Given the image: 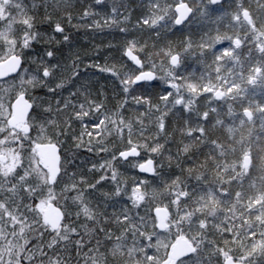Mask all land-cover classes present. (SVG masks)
<instances>
[{
	"label": "trees",
	"instance_id": "1",
	"mask_svg": "<svg viewBox=\"0 0 264 264\" xmlns=\"http://www.w3.org/2000/svg\"><path fill=\"white\" fill-rule=\"evenodd\" d=\"M184 2L191 5L193 16L187 24L173 30L176 0H102L101 3H97L96 0H9L4 15L0 18V47L8 48L13 43L16 44L13 49H19L21 42L28 43L29 30L40 33L39 42L34 45L35 52H27L25 55H37L46 61L47 57L43 56V53L52 49L57 55L49 63L60 65L54 75L57 78L63 76L70 89L79 85L81 88L91 89L93 94L103 85L108 92L111 108L115 103L112 93L117 90V86L94 67H86L88 64L94 61L103 63L105 56L108 57L109 63L115 60L117 64H123L124 58L120 56L119 51L132 39L151 60L158 65L161 62L167 64V56L161 49L170 47L173 53L180 52L183 49V42L190 38L192 46L181 56L180 73L189 77L197 89L210 82H215V86H218L219 81L225 80L226 83L236 85L240 89L239 96L217 101L210 98L211 94L201 95L197 91L189 97L188 93H185L187 96L180 98L184 99L181 107L170 112L169 117L165 118L170 119L171 123L165 134L160 135L159 141L156 139L155 125L158 123L157 117L166 111L163 102L153 95L152 103L160 105V113H157L154 110L148 111L143 104L136 105L130 100L124 112L125 122L121 124L117 120L115 126L110 123L113 132L110 135L104 132L100 140L108 146L109 154L113 149L119 151L125 147V144L117 138L121 128L124 129L125 137L130 135L136 143H147L149 147L157 142L164 143L165 147L156 159L157 163H163V173L166 178L172 173L180 175L187 185L200 191L204 185L195 177L201 175L209 185L229 193L227 196L221 195L219 191L216 193L220 203L216 205L215 222L220 223L225 215L223 210L232 208L234 201L231 194L236 191L243 193V200L253 198L250 201L253 208L262 206L254 202L255 199H259L257 193L261 188L260 183L257 181L255 187L251 186V182L258 176V171L254 170L250 175L244 176L242 182L240 176H236L235 173L240 171V166L248 157L249 151L253 158L258 151H264L262 147L264 87L251 88L248 82L256 64L261 65V61L264 67V55L257 56L252 37L247 31L248 24L243 21L240 27L235 23V17L239 15L241 9L249 11L257 30L264 33V0H224L218 6H213L210 0H194V3L191 0H184ZM157 4L159 8L156 7ZM89 5L91 6L89 11L95 14L88 16L87 19H81L85 8ZM113 9L116 10L115 19L120 23L119 25L113 23L110 28L105 27L104 18L112 16ZM141 18H151L150 23L155 21L158 26L151 27L144 24ZM94 21H99L101 28L98 29ZM57 23L63 26V35L53 33V26ZM156 33H159V36ZM52 35H55V40L50 39ZM64 35L69 37L68 43L64 42ZM228 38L231 40L239 38L243 44L240 58L235 63L231 62L228 56L223 55V49L225 47L229 49L225 42ZM57 41H59L58 46ZM109 44L115 47L110 48ZM198 45L202 47H197ZM97 52L100 54L97 55ZM73 59L76 60L79 70L85 74V79L78 80L77 83H72L68 79L73 71L70 66ZM35 67L29 65V70L35 71ZM164 71L166 72L167 68ZM34 94L39 96L43 93L38 90ZM64 95H67V89L61 94L62 101ZM15 98L14 88L0 92V103L5 107ZM94 98L98 99L95 96ZM73 99L80 101L83 98L77 93ZM168 105L171 108L172 100L168 101ZM185 106L190 110L185 111ZM248 109L253 114L251 120H247L244 115ZM142 111L147 114L141 116ZM204 112L208 113L206 121L200 118ZM137 117L140 118L139 122ZM200 127L205 129L203 137L196 132ZM189 129L193 132L191 136L188 135ZM85 139L87 140V137ZM185 146L188 151L178 153L177 150ZM169 155L172 157L171 161L168 159ZM80 158L85 160V164H80ZM80 158L76 159L78 169H86V165L92 160L99 164L100 160L107 159L108 155L102 152L97 157L91 153H80ZM117 164L122 174L119 182L121 195H115L116 189L111 182L105 184L102 189L105 195L92 194L90 204L95 209L92 220H85L83 213L80 219L76 220V209L69 204V210L73 213L70 223L77 228L79 234L70 235V231L65 232L61 228L59 233L64 232L62 237L69 235L66 241L62 238L57 239L55 232H46L42 239L39 238L38 233L43 229L34 222L35 218L25 208L26 198L21 202L20 198L24 193L16 192L7 200L8 193L0 194V201H5L10 209L9 214L0 218V229L6 232L13 246L9 264H51L50 258L58 259L60 264H135V259L140 255L138 250L147 241L140 236L139 231L134 232L128 223L118 222L117 217L126 210L139 228L137 212L141 216L147 214L143 208H134L132 202L126 200L123 194L125 183L129 187L133 184L136 175L134 170L127 164L119 162ZM187 168H191L192 172L188 173ZM85 175L89 180L92 179L91 174L86 171ZM147 195L155 196V203L162 202V190L159 187H150ZM85 199L89 198L86 196ZM9 215L15 219H9ZM228 215L230 219L223 224V227L225 229L231 227V232L225 231L223 236L212 230L207 233L208 240H214L223 248V254H213L212 245L206 242L202 253L207 257L205 264H221L229 256L245 263L240 258L249 254L246 246H251L253 240L258 242L260 240L258 235L262 226L260 220H264V215L256 220L255 214L250 215L243 204H236L235 211L229 212ZM23 216L28 217L31 228L25 227L21 232V225L16 223V219L22 220ZM245 217L247 223H244ZM13 224H16L15 228L12 227ZM248 224H252V229L257 232L256 236H252L249 232ZM109 232L113 233L112 239L105 238ZM121 233L124 235L119 243L123 247H114L115 236ZM234 233H238L235 242L223 245V239L227 238L231 241ZM53 239L57 242L50 248L48 243ZM76 241L80 242V247H77ZM133 248L137 251L129 255V250Z\"/></svg>",
	"mask_w": 264,
	"mask_h": 264
},
{
	"label": "snow or ice",
	"instance_id": "2",
	"mask_svg": "<svg viewBox=\"0 0 264 264\" xmlns=\"http://www.w3.org/2000/svg\"><path fill=\"white\" fill-rule=\"evenodd\" d=\"M96 2L101 3L102 0H96ZM90 7L89 5L85 8L81 19H87L88 16L95 14L89 11ZM156 7L159 8V5L157 4ZM177 11H179L178 8ZM115 16L116 10L113 9L112 16L104 18V26L110 28L113 23L119 25L120 21H117ZM141 19L144 24L151 27L158 26L155 21L150 23L151 18ZM70 20L69 16V22ZM93 23L98 29L101 28L99 21ZM182 26L183 21L175 19L172 29ZM52 31L54 34L63 35L64 28L57 23ZM156 35L159 36V33ZM39 36L40 33L29 30L28 43L21 42L19 49L9 51L7 48L0 47V61L9 56H15L19 60L15 71L8 73L7 76H0V78H8L0 81V92L14 88L15 99L23 100L27 106L23 120L18 121L12 108L15 100L7 107L0 103V194L8 193L7 200L16 192L24 193V196L20 198L21 202L26 198L25 208L35 218L34 222L43 229L38 233L40 239L46 232H55L59 235V228H63L65 232L70 231V235H78L77 228L70 223L73 213L69 210V204L76 209V220L80 219L81 213L85 220L94 219L95 209L91 207L90 198L92 194L105 195L102 191L105 184L111 182L116 189L115 195L120 196L119 182L122 174L117 162L129 165L136 174L130 187L125 183L123 193L125 199L131 201L134 208H143L147 214L141 216L137 212L139 228L126 210L117 217L118 222L128 223L134 232L139 231L140 236L147 241L138 250L140 255L135 259V264H205L207 257L202 253L206 242L212 245L213 254H223V248L214 240H208L207 233L212 230L223 236L225 231L231 232V227L225 229L223 224L230 219L228 213L235 211L236 204H243L250 215L255 214L256 220L264 215V151H258L254 158L249 151L247 158L250 163L247 168L241 165L240 171L235 173L236 176H240L242 182L244 176L250 175L254 170L258 171V176L251 182V186L255 187L257 181L260 183L261 188L257 193L259 199H255L254 202L262 206L253 208L250 202L253 198L243 200V193L236 191L231 194L234 201L232 208L224 209L223 220L216 223V205L220 203L216 193L219 191L225 196L229 193L209 185L201 175L195 177L204 185L200 191L187 185L180 175L172 173L166 178L163 173V163H157L156 159L165 147L164 143L157 142L151 147L147 143H136L130 135L125 137L124 129L121 128L117 138L125 144V147L119 151L113 149L109 154L108 146L100 140L105 129L108 128L106 121L113 126L117 120L121 124L125 122L124 112L130 100L136 105L143 104L148 111L154 110L157 113H160V105L152 103L153 95L163 102L166 111L157 117L158 123L155 125L156 139L159 141L160 135L165 134L171 123L170 119L165 118L169 117L170 112L181 107L180 98L185 93H188L189 97L197 91L201 95L212 94L210 98L220 95L208 84H203L197 89L189 77L180 73L181 56L192 46L190 38L183 42V49L180 52L173 53L170 47L161 49L167 56V64L161 62L158 65L151 60L138 48L134 39L129 40L119 51L120 56L124 58L123 64H117L115 60L109 63L107 56L103 58V63L94 61L88 64L86 67H94L117 86V90L112 93L115 103L110 108L108 92L103 85L93 94L91 89L81 88L79 85L70 89L63 76L57 78L54 75L60 65L49 63L57 55L52 49L43 53V56L47 57L46 61L37 55H25L27 52H35L34 45L39 42ZM63 38L64 42L68 43L69 37L64 35ZM50 39L55 40V35H52ZM58 45L59 41H57ZM108 47L115 46L109 44ZM99 54L97 52V55ZM29 65H35V71H30ZM70 66L73 71L68 79L72 83L85 79V74L79 70L75 59L71 61ZM165 68H167L166 72ZM66 89L67 95L63 96L62 101L61 94ZM38 90L43 94L35 95L34 93ZM77 93L83 98L82 100L73 99ZM169 100H172L171 108L168 105ZM184 110L190 109L185 106ZM146 114L143 111L140 113L141 116ZM200 118L206 121L208 113H202ZM139 120L140 118L137 117L138 122ZM216 123H222V121H216ZM108 131L111 134V129ZM196 132L200 137L205 135L203 127L198 128ZM192 134V130L189 129L188 135ZM177 151L186 153L188 149L185 146ZM102 152L108 155L107 159H101L99 164L92 160L86 165V169H78L76 159L80 158V153H91L99 157ZM168 159L171 161V155ZM80 164H85L83 158H80ZM106 165L107 169H105ZM85 171L91 174V180L85 175ZM186 171L191 173L192 169L187 168ZM150 187H159L162 190L161 203H155V196L147 195ZM86 196L88 200L85 199ZM50 204L61 209V220L56 227L45 222L44 209ZM161 211L166 213L163 219L160 216ZM9 213L8 204L0 201V218ZM9 219H15V217L9 215ZM256 220L253 222L255 223ZM16 223L21 225V232L25 227L31 228L27 216H23L22 220L16 219ZM244 223H247L246 217ZM260 224L262 226L258 233L259 242L253 240L251 246H246L249 254L240 258L245 261V264H264V220H260ZM12 227L15 228L16 224ZM248 230L252 236L257 235V232L252 229V224H248ZM123 235L124 233L115 236L114 247H123L119 243ZM237 235L238 233L232 234L231 241L227 238L223 239L222 244L234 243ZM112 237L111 232L105 236L106 239H112ZM180 238L186 240L187 249L181 255L174 256V240ZM62 239L66 241L69 235L63 236ZM56 242L53 239L48 243V247H54ZM76 244L77 247L81 246L79 241H76ZM136 251L135 248L130 249L129 255H133ZM229 259L231 264H236V258ZM50 260L51 264H60L56 258H50Z\"/></svg>",
	"mask_w": 264,
	"mask_h": 264
},
{
	"label": "rangeland",
	"instance_id": "3",
	"mask_svg": "<svg viewBox=\"0 0 264 264\" xmlns=\"http://www.w3.org/2000/svg\"><path fill=\"white\" fill-rule=\"evenodd\" d=\"M191 1H193V3H194V0H191ZM8 3H9V0H0V18L3 17L4 12H5V7ZM186 3H188V2H186ZM190 7H191V5H190ZM243 11L244 10L241 9L239 11V15H237L235 17V23L237 25H240V27L242 26L241 24L244 21L243 20ZM251 20L252 21L250 23H247L248 24L247 31H248V34L250 35V37H252V42L255 45L257 56H263L264 55L263 54L264 53V33H261L257 30V28L255 27V22H254L252 16H251ZM225 42L227 44L226 46H228L229 49H227L225 47L223 49V51H224L223 55L228 56L229 60L231 62L235 63L236 61H238V58H240L241 51L243 49V44L239 41V38H233L232 40H231V38H228L225 40ZM15 45L16 44L11 43L7 49L10 51L11 49L14 48ZM256 63H258V62H256ZM262 63L263 62L260 61L261 65L256 64V66L254 67V69L252 71L251 76L249 77L248 82H249V86L251 88H257L259 86H261L262 88L264 87V67H263ZM215 84H216L215 82L214 83H212V82L208 83V85L215 88L216 92L223 93V99L228 98V97L231 98V97L239 96L240 89H238V87H236V85H233L231 83L230 84L226 83L225 80L219 81L218 86L217 85L215 86ZM184 96H187V94H184ZM213 99H216V97ZM181 101L183 104L184 99H181ZM248 110H250V109H248ZM105 123L108 125V128L105 129L104 132L106 134L110 135L108 129H111V133H112L113 128L110 126V123L108 121H106ZM244 162L245 161L243 160V162H242L243 167H244ZM62 235H64V232L62 234L57 235L56 238L61 239ZM12 247H13L12 242L7 237L6 232L1 231V229H0V264H9L10 263L9 260L11 259L12 251H13Z\"/></svg>",
	"mask_w": 264,
	"mask_h": 264
},
{
	"label": "water",
	"instance_id": "4",
	"mask_svg": "<svg viewBox=\"0 0 264 264\" xmlns=\"http://www.w3.org/2000/svg\"><path fill=\"white\" fill-rule=\"evenodd\" d=\"M224 0H210L211 4L213 6L220 5ZM178 4L174 8V13L176 15L175 19H180L183 21V26L188 23V21L192 18L193 10L189 7V5L184 2L183 0H177ZM177 8L179 11H177ZM244 18L247 22L250 21L249 19V13L244 12ZM19 64V60L15 56H9L7 59L0 61V76H7L8 73L15 71ZM5 78H0V81H3ZM220 95L216 97L218 101H222L223 99V93L219 92ZM27 99V97H25ZM12 108L16 114V119L18 121L23 120L24 113L27 110V106L21 99H15V102L12 104ZM245 117L247 120H251L253 117V114L250 110H246L244 112ZM245 168H247V165L250 163V160L246 157L244 160ZM146 167H151V165H146ZM45 213V222L50 224L52 227H56L60 220H61V209L58 207H54L51 204L44 210ZM160 216L163 219L164 216H166V213L163 211L160 212ZM60 228L58 229V231ZM187 249V242L184 238L176 239L174 242V248H173V255L179 256L182 254L184 250ZM229 258L233 257H227L224 260V264H231V260ZM236 264H245L244 262H237Z\"/></svg>",
	"mask_w": 264,
	"mask_h": 264
},
{
	"label": "bare ground",
	"instance_id": "5",
	"mask_svg": "<svg viewBox=\"0 0 264 264\" xmlns=\"http://www.w3.org/2000/svg\"><path fill=\"white\" fill-rule=\"evenodd\" d=\"M61 229V228H60ZM60 231V230H59Z\"/></svg>",
	"mask_w": 264,
	"mask_h": 264
}]
</instances>
